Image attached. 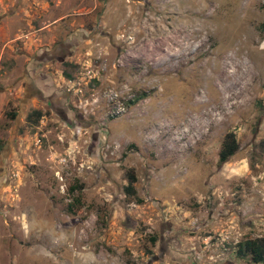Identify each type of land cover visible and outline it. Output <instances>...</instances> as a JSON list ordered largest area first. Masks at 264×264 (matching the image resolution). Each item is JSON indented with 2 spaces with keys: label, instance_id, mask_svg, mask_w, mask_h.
I'll use <instances>...</instances> for the list:
<instances>
[{
  "label": "rangeland",
  "instance_id": "1",
  "mask_svg": "<svg viewBox=\"0 0 264 264\" xmlns=\"http://www.w3.org/2000/svg\"><path fill=\"white\" fill-rule=\"evenodd\" d=\"M0 144V264H255L264 0H0Z\"/></svg>",
  "mask_w": 264,
  "mask_h": 264
},
{
  "label": "trees",
  "instance_id": "2",
  "mask_svg": "<svg viewBox=\"0 0 264 264\" xmlns=\"http://www.w3.org/2000/svg\"><path fill=\"white\" fill-rule=\"evenodd\" d=\"M2 145L0 144V150ZM238 150V143L235 135L232 132L227 133L224 136L221 148L219 151V163L226 162L231 156H233ZM127 185L124 190L128 196L135 195L134 184L136 182L135 176L128 172L126 174ZM141 202L140 200H138ZM238 255L241 257H249L250 261L255 264H261L264 262V236L258 239H249L243 241L237 246Z\"/></svg>",
  "mask_w": 264,
  "mask_h": 264
},
{
  "label": "flooded vegetation",
  "instance_id": "3",
  "mask_svg": "<svg viewBox=\"0 0 264 264\" xmlns=\"http://www.w3.org/2000/svg\"><path fill=\"white\" fill-rule=\"evenodd\" d=\"M58 47L60 48L59 52L57 53V55H54L56 60H60L64 57H68L69 55H71V43L61 44Z\"/></svg>",
  "mask_w": 264,
  "mask_h": 264
},
{
  "label": "crops",
  "instance_id": "4",
  "mask_svg": "<svg viewBox=\"0 0 264 264\" xmlns=\"http://www.w3.org/2000/svg\"><path fill=\"white\" fill-rule=\"evenodd\" d=\"M34 36H35V34H34ZM36 41V40H35ZM29 46H31V45H29Z\"/></svg>",
  "mask_w": 264,
  "mask_h": 264
}]
</instances>
